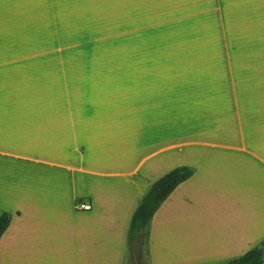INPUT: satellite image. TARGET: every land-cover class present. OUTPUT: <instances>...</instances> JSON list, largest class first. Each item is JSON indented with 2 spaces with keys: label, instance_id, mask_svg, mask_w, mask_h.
I'll use <instances>...</instances> for the list:
<instances>
[{
  "label": "crops",
  "instance_id": "0c3cea01",
  "mask_svg": "<svg viewBox=\"0 0 264 264\" xmlns=\"http://www.w3.org/2000/svg\"><path fill=\"white\" fill-rule=\"evenodd\" d=\"M114 4L122 17L225 16L233 29L264 31V0ZM41 6L0 0V15L34 14ZM12 76L0 84V214H11L0 264H36L37 256L55 254L57 225L49 216L65 198L73 207L87 198L92 208L51 264H227L264 240V122L250 123L256 131H202L171 142L155 132L166 126L160 119L171 96L152 74L99 84H57L43 74L31 85ZM180 165L194 173L154 213L144 262L128 245L127 226L145 189Z\"/></svg>",
  "mask_w": 264,
  "mask_h": 264
},
{
  "label": "rangeland",
  "instance_id": "374dc122",
  "mask_svg": "<svg viewBox=\"0 0 264 264\" xmlns=\"http://www.w3.org/2000/svg\"><path fill=\"white\" fill-rule=\"evenodd\" d=\"M233 27L225 16L122 17L114 0H42L34 14L0 15V84L12 75L31 85L43 74L54 75L57 84L136 81L131 78L138 73L152 74L171 96L160 119L166 126L156 135L179 142L202 131H256L250 123L264 122V31ZM249 125L254 128H244ZM82 212L69 198L53 208L55 254L37 256L36 264L65 254L69 234L86 224ZM145 243L139 250L144 262Z\"/></svg>",
  "mask_w": 264,
  "mask_h": 264
},
{
  "label": "trees",
  "instance_id": "16d2710c",
  "mask_svg": "<svg viewBox=\"0 0 264 264\" xmlns=\"http://www.w3.org/2000/svg\"><path fill=\"white\" fill-rule=\"evenodd\" d=\"M194 173V168L180 165L172 168L161 177L153 181L140 198L129 222L127 240L128 245H136L140 250L143 239L147 236L149 223L166 198L183 181ZM11 214L4 211L0 214V237L10 224ZM264 262V240L249 249L243 255L229 261L227 264H261ZM130 264H143L138 258Z\"/></svg>",
  "mask_w": 264,
  "mask_h": 264
},
{
  "label": "built area",
  "instance_id": "2783aa9c",
  "mask_svg": "<svg viewBox=\"0 0 264 264\" xmlns=\"http://www.w3.org/2000/svg\"><path fill=\"white\" fill-rule=\"evenodd\" d=\"M91 208V202L87 198L79 197L74 201V209L77 211H89Z\"/></svg>",
  "mask_w": 264,
  "mask_h": 264
},
{
  "label": "bare ground",
  "instance_id": "6f19581e",
  "mask_svg": "<svg viewBox=\"0 0 264 264\" xmlns=\"http://www.w3.org/2000/svg\"><path fill=\"white\" fill-rule=\"evenodd\" d=\"M43 264H45V263H43ZM47 264V263H46Z\"/></svg>",
  "mask_w": 264,
  "mask_h": 264
}]
</instances>
